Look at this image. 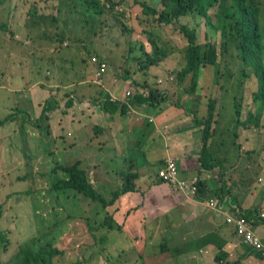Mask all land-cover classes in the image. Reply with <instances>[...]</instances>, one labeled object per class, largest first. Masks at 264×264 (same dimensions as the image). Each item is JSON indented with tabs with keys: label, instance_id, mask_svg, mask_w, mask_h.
Wrapping results in <instances>:
<instances>
[{
	"label": "rangeland",
	"instance_id": "obj_1",
	"mask_svg": "<svg viewBox=\"0 0 264 264\" xmlns=\"http://www.w3.org/2000/svg\"><path fill=\"white\" fill-rule=\"evenodd\" d=\"M64 1L66 0H59L58 4V0H0V40H2L0 41V72L12 75L14 71L9 66L13 61L11 62L10 58L12 53L19 54L23 57L21 61L26 59L24 64L30 62L31 73H35L36 78H39L38 72L41 73L40 79L50 87V99L57 97L56 82L47 79V77L53 78L54 69L46 72L48 67L42 61L45 66L42 71L39 69L43 67H37L35 64L41 60L42 55L45 58L56 59L58 63L63 62L67 65L68 76L65 75L66 71L59 76L67 85L72 80H76L72 84L77 85L80 76L92 83L93 90L89 97L92 96L90 102L96 106L104 103V99L99 100L98 104L93 103V100L99 99V91L102 90L97 71L104 63L105 72L101 76L104 81L111 77L120 80L128 76L124 80L133 79L131 85L133 90H137L138 87L142 89L147 85L158 86L159 91L166 93L168 100L162 106L164 110L174 105L185 106L188 107V111L195 112L193 115L198 113V118L193 116V119L203 121L208 115L210 102L214 101L216 109L212 132L215 131V135L209 142L216 158L222 161L224 175L223 172L218 174H221L226 182L230 180L234 190L245 195L249 186L264 188V108L260 127L236 128L234 123L232 107L234 99L241 101L243 119L249 112L255 113L259 105L253 93L258 89V78L251 67L247 69L250 77H243L244 65L240 60L241 48L237 40L225 45L226 39L220 29L207 25L206 17L196 11L181 16L172 25H164L144 11L143 3L146 0H113L118 5L116 10L111 7L107 9L106 4H111L109 0H99L100 6L104 7L102 14L95 13L88 16L79 15V2L62 4ZM33 2L37 3L38 12L46 15L49 14V10L56 11L51 7L53 2L59 5L63 13L58 12L57 16L66 28V39L71 36L76 39L69 48H67L69 43L65 42L66 44L61 46L58 45L60 44L58 40L52 38L54 30L56 32L58 29L62 32V25L57 27L48 23L44 27L33 25V21L24 13L34 6L29 5ZM148 2L153 6L162 5L161 0H148ZM230 3L231 0L227 4ZM257 5L261 7L260 21L264 35V0H258ZM5 6L8 8L5 9ZM217 7L214 6L208 12V16L212 17L213 21L216 18L214 13ZM74 9L77 10L72 13ZM86 17L91 18V24L86 21ZM181 24L196 29L197 42L204 46L203 48H206L208 42L214 44L217 49L218 65L208 66L202 71L198 87L193 94L186 92L190 88L191 75L181 83L178 79V74L186 64L185 53L188 44L179 28ZM61 49L67 58L72 55L73 50L75 54L80 51L77 55L80 60L85 58L89 71H86V65L76 55L72 61L58 58L55 54ZM33 54H36L35 59L31 60ZM28 56L30 60L27 59ZM92 56H96L98 62L92 63ZM152 59H157V63H152ZM261 60L264 65V49ZM78 64H81V67L76 69ZM60 71L64 69H59L58 74ZM57 80L61 81L58 78ZM159 80H162V83H159ZM241 81L243 85L238 86L242 84ZM41 102L38 114L34 113V121L39 123V127L31 124L21 127L20 124L9 122L4 124V127L0 126V264H13L9 263L11 256L16 254L20 245L27 241L33 243L35 250H39L48 242H51L53 247L60 248L63 253L54 256L53 264H139L138 243L135 242L134 252L131 248L127 249L131 243L126 242L127 233L131 234L130 238L134 241L139 240L138 235L142 237L144 227L141 225L140 213L135 215L137 207L126 213L119 211L116 215L118 220L112 214V222L115 225L112 228L105 222V217L108 216L109 210H114V206H110L107 210L97 201L78 195L73 190H53L54 181L67 177V174L59 169L53 171L55 164L76 158L84 160V154L80 157L78 154L88 152L90 156L93 155V150L90 151L86 144L82 143L75 151L61 152L60 156L52 152L54 140L59 136L55 125L58 121L55 115L58 113L51 112L45 98ZM169 105L171 106L168 107ZM184 109L181 107V111L186 115ZM81 111L87 113V108H80L78 113ZM7 113L10 114L9 109L0 108V119L6 118ZM46 114L51 115L50 120L44 117ZM146 126L153 125L147 121ZM203 136L205 134L202 132L201 141ZM60 145L58 143L57 148ZM154 149H157L156 145ZM144 154L142 150V156ZM111 167L115 170V175L121 176L122 168H117L115 165ZM160 167L156 166L155 169L159 170ZM219 169L220 166L213 174ZM26 174L28 177L23 179ZM33 174H35L34 178ZM197 176L200 178L199 175ZM90 180L98 184L94 181V177L91 176ZM117 180L121 183L126 182V179L121 180V177ZM117 185L112 183L107 186L109 188L113 186L115 189ZM242 187L244 192L241 190ZM27 190L30 193H26ZM103 195L109 198L111 193L108 190ZM134 215L136 218L127 232L123 228L124 222L128 220V216ZM119 223L122 226L118 228L116 226ZM148 230H152L153 236L157 233L154 228L148 227L149 233ZM153 240L160 243L162 237L157 233ZM6 244L9 246L8 251L5 252ZM161 245L156 244V247L160 250ZM110 246L111 248H108Z\"/></svg>",
	"mask_w": 264,
	"mask_h": 264
},
{
	"label": "crops",
	"instance_id": "obj_2",
	"mask_svg": "<svg viewBox=\"0 0 264 264\" xmlns=\"http://www.w3.org/2000/svg\"><path fill=\"white\" fill-rule=\"evenodd\" d=\"M7 8L8 6H5V9ZM71 38L76 40L73 36ZM71 44L72 42L67 48ZM62 52L63 49L57 51L55 55L70 61L74 60L75 55L78 57L80 53L79 51L75 54L73 50L72 55L67 58ZM35 55L31 56V60L35 59ZM11 56L13 63L9 68L14 73L5 75L0 72V108L10 110V114L7 113L5 117L14 116L12 124H20L21 127L31 124L39 127V123L34 121V113L38 114L41 101L45 98L51 112L58 113L55 115L58 120L55 125L59 136L54 140L52 152L60 156L61 152L75 151L82 143H85L90 151L93 150V155L90 154V156L88 152L78 154V157L84 154V160L81 158L68 162L62 160L59 161L60 164L68 165L74 161H81L80 167L87 172L89 178L94 177V181L98 184L92 182L93 185L103 194L114 189L113 186L109 188L107 185L117 183L119 187L123 184L117 178L121 177V180H125L130 172L137 173L136 184L139 191H130L120 195L106 209L114 206V210H109V214H113L116 218L119 211L126 213L137 207L135 215L140 213L141 225L144 227L142 237L138 235L139 240L134 241L130 238L131 234L127 233L126 242L131 243L127 249L131 248L134 252V246L138 243L139 264L140 262L142 264H233L239 260L240 264H264V253H258L244 242L236 234L235 226L227 223L224 217L226 211L235 215L239 212L249 214L250 218H255L258 213H264V188L249 186L245 195L234 190L233 183L228 180L226 183L229 190L226 191L227 193H222L223 178L218 173L223 172L224 174L223 167L220 166L216 174H213L219 165L209 170L200 161L203 145L202 127L197 124L198 120L193 119V116L198 118L197 112L193 115L195 112L188 111V107L175 105L172 107L169 105L170 108L167 110L161 106L157 110L154 107L140 104L134 99L127 100L125 92L131 87L133 80L125 81L124 79L128 76L120 80L117 77H111L105 81L99 78L100 85H98L102 90L99 91V99L93 100V103L98 104L101 99H115L117 102L113 103L120 106L125 105L123 110L119 106L116 112H108L106 107L103 108L104 103L95 106L90 102L92 96L89 97V95L93 90L91 82L80 76V80L78 79L80 82L77 85L72 84L76 80H72L67 85L65 80L59 77L65 71V75L68 76L67 65L42 55L41 60L35 65L43 67L39 69L43 71L45 68L41 63L43 61L48 67L46 72L54 69L53 78L47 77V79H53L57 84L55 89L57 97L49 99L50 87L40 79L41 73L38 72L39 78H36L35 73H31L30 62L24 64L26 59L21 61L23 57L19 54L12 53ZM27 59L30 60V57L28 56ZM80 61L86 65V71H89L85 58ZM105 61L107 62V58ZM92 63L96 62L92 61ZM80 67L81 64H78L76 69ZM59 69H64V71L58 74ZM83 107L87 108V113L82 111L78 113V110ZM181 107L185 108L187 117L181 111ZM49 114L44 115L48 120L51 118ZM87 115L91 117H86ZM147 121L153 126L147 127ZM58 143L61 144L59 148H57ZM155 145L157 149H154ZM142 150L145 152L144 156H142ZM168 159L178 161L180 178L192 179L199 175L204 183L208 182V187L193 194L174 189L168 182L158 180L155 167L163 166ZM113 165L122 168L121 176L115 175V170L111 167ZM34 176L35 174L32 177ZM241 190L244 192V187ZM144 191L143 196L141 192ZM110 198L111 196L108 199ZM211 198L217 200L216 207L209 205ZM135 215L128 216V220L124 222L125 224L123 223V228L127 232L136 218ZM119 225L122 226L120 223ZM148 227L149 229L154 228L161 235L162 241L167 242L169 249L162 251L161 247L160 250L156 247V244H161L162 241L156 243V239H153L157 233L154 236L152 230H148V233ZM254 231L264 246V222L258 221L254 225ZM147 234L148 237H146ZM219 252L223 256L220 262L217 259ZM151 253L153 254L150 255Z\"/></svg>",
	"mask_w": 264,
	"mask_h": 264
},
{
	"label": "trees",
	"instance_id": "obj_3",
	"mask_svg": "<svg viewBox=\"0 0 264 264\" xmlns=\"http://www.w3.org/2000/svg\"><path fill=\"white\" fill-rule=\"evenodd\" d=\"M111 2L107 3L108 8L111 7V9L114 8L116 10V5L114 1L116 0H109ZM137 1V0H134ZM229 0H161L162 5L159 6H153V4L149 3L148 0H146L143 4L144 11L147 14H151L155 21H158L159 23H163L164 25H172V23L179 19L183 15H187L189 12L196 11L200 13L201 16L206 17V24L216 27L220 29L221 34L225 37L226 43L231 44L233 42H238L239 48H241L240 53V60L244 65L243 69V77L249 78L250 75L247 73V69L250 67L253 70V73L258 78V89L254 91V99L257 101L256 103H259L257 106V111L249 112L247 117L245 119L242 118L241 114V101L234 99V102L232 104V107L234 109V123L235 127L237 128H243V129H249L251 127H260V119L262 117L263 108H264V65L261 60V55L263 53L264 49V35L262 32V26L260 21V13H261V7L257 5L258 0H231L230 4H227ZM66 2H72V3H80V7H78L79 15L81 16H88L92 14H102L103 8L100 6L99 0L97 2L95 0H66ZM59 4V0H58ZM29 5H34L30 7L27 11H24L26 16L33 21L34 26H40L44 27L47 25V23L51 26L52 24L54 27L62 25V32L55 30L52 33V38L55 41H59L60 45L66 44L65 42L69 41L72 42L73 39L69 37L67 40L65 36L66 28L65 26L60 23V20L57 16V13H63L62 9H60L59 5H56L54 2L52 3L51 7L56 9V11L49 10V14H43L41 12H38V9L36 7L37 3L33 2ZM62 6V5H61ZM214 6H218L215 10V20H212V17L208 16V12L211 8ZM23 8L21 7L20 10ZM26 10V9H24ZM77 9H74L76 11ZM106 10V7H105ZM117 12V11H115ZM90 13V14H88ZM86 21L90 22L91 24V18L88 19L86 17ZM67 25V24H66ZM6 27V26H5ZM4 27V28H5ZM180 30L184 34L188 44H187V50H186V64L184 68L181 70V72L178 74L179 82H183L189 75H191V83L190 88L186 90L187 93L193 94L196 91V88L198 87L199 80L201 77V73L204 69H206L208 66H217L218 65V55H217V49L214 44L206 43V48H203L204 46L199 45L197 42V32L195 28H191L188 25L181 24ZM68 30V29H67ZM12 34V33H11ZM59 35V37H58ZM68 43V42H67ZM58 44V43H57ZM143 47V46H142ZM143 49V48H142ZM157 60V59H156ZM155 59H152V63H157ZM242 84H239L238 86L243 85V81H241ZM147 85V84H146ZM145 89H141L138 87V89H135V96L134 100L140 104H145L150 107H154L157 110L160 109L161 106H164L165 103L168 102L166 99V94L164 92L159 91L158 88H154L151 86H144ZM139 90V91H138ZM147 93V96L144 97L143 93ZM172 104V103H171ZM53 105V104H52ZM215 105L214 101H211L208 107V115L207 117L201 121L198 120L197 124L202 126L203 134V145H202V152L200 156L201 164L206 169H213L215 166L222 165V161H220L217 156H215V152L211 148L210 145V139L215 135V131L212 132V125L215 122ZM54 106V105H53ZM52 106V107H53ZM118 104H115L111 101V99H105L103 108L106 107V110L108 112H116L120 107L121 110L125 109L124 106H120ZM13 117H6L3 120L0 119V126L4 127L3 125L7 122L11 123L14 121ZM212 132V136H211ZM237 136V134L235 135ZM81 161H74L71 164L64 165L57 163L55 164V168L53 171H58V169L67 174V177L64 179H58L54 181L52 188L53 190H73L78 195L85 196L91 200L97 201L99 205H102L103 208H106L108 205L113 204L120 195L124 193H128L130 191L136 192L139 191L136 179H137V173L136 172H130L128 174V177L126 179V182H123V184L119 187H116L115 189L111 190V198H106L103 193L96 188L93 183L91 182L87 172L80 167ZM162 168V166L160 167ZM29 174V173H28ZM28 174L23 176V179H26L28 177ZM156 177L160 181H164L159 176V170L156 171ZM224 175V174H223ZM31 179H33L31 177ZM200 179V178H199ZM166 182V181H164ZM199 191L204 190L208 187L207 184L204 183V180H199ZM222 187V193H227L226 191L228 189V184L225 180L222 179L221 183ZM26 193H30L29 190L26 191ZM143 196L145 195V191L141 192ZM249 214H247L248 216ZM249 217V216H248ZM250 218V217H249ZM112 214H108V216L105 217V222L110 227H115L112 222ZM258 221L264 222V217H261V214L258 213V215L253 218V224L255 225ZM116 227H121V225L117 224ZM161 245V244H160ZM9 244H6L4 246L5 252L8 251ZM162 251H166L168 248V244L166 241H162L161 245ZM63 251L58 247H53L51 242H48L40 247L39 250H35L33 248V243H30L29 241L25 242L24 244H21L19 247V251L16 254H13L11 256V260L9 263L13 264H53V258L56 255L62 254ZM217 259L219 262L223 259V256L221 252L218 253ZM225 255V254H224ZM110 259V257H107ZM233 264H240V260L238 262H235Z\"/></svg>",
	"mask_w": 264,
	"mask_h": 264
},
{
	"label": "built area",
	"instance_id": "obj_4",
	"mask_svg": "<svg viewBox=\"0 0 264 264\" xmlns=\"http://www.w3.org/2000/svg\"><path fill=\"white\" fill-rule=\"evenodd\" d=\"M93 62H98L96 56H93ZM106 65L102 63L100 65V70L97 73L99 77L105 72ZM159 83H162V80H159ZM143 96L146 97L147 93L142 92ZM135 96V89L131 87L125 92V98L130 100ZM112 102H117L115 99H111ZM152 121V120H151ZM159 176L170 185L175 188L187 191L193 194L198 193L199 189V177H194L192 179H183L179 176V167L175 159H168L165 161L164 166L159 169ZM217 200L211 198L209 200V205L212 207L217 206ZM226 222L235 226L236 234L240 236L244 242L249 244L255 251L260 254L264 253V246L260 238L256 235L254 231L253 218H249L245 213L239 212L238 214H232L229 211L224 213ZM261 217H264V213H261Z\"/></svg>",
	"mask_w": 264,
	"mask_h": 264
}]
</instances>
